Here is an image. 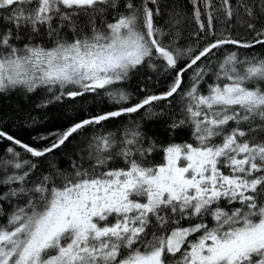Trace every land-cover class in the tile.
Segmentation results:
<instances>
[{
    "label": "snow or ice",
    "instance_id": "snow-or-ice-1",
    "mask_svg": "<svg viewBox=\"0 0 264 264\" xmlns=\"http://www.w3.org/2000/svg\"><path fill=\"white\" fill-rule=\"evenodd\" d=\"M189 2L166 31L161 0H0V96L78 116L42 147L0 127V264H264V0ZM144 66L164 91L123 87ZM161 103L190 141L143 130Z\"/></svg>",
    "mask_w": 264,
    "mask_h": 264
},
{
    "label": "trees",
    "instance_id": "trees-1",
    "mask_svg": "<svg viewBox=\"0 0 264 264\" xmlns=\"http://www.w3.org/2000/svg\"><path fill=\"white\" fill-rule=\"evenodd\" d=\"M173 6H182L177 10L187 14L189 17L193 10V6L189 0H161L162 14L160 17L156 18V22L158 26L165 27L166 31V21L173 10ZM181 28L183 31V37L178 43L181 45L190 43L191 39L189 38V33L196 30L195 23L185 21L181 25ZM168 39V37H165V42H167ZM243 51L244 50H241V52ZM253 51L258 52L259 48H256ZM148 76L153 78V81L148 82V86L152 91H164L167 84L170 83V79H165V74L162 71L158 75L157 72H153L151 69L147 68V66H144L138 69L123 87H126L128 91H135L146 82ZM185 79H187V77H185ZM43 98H50V96L46 97L41 91H37L30 95H24L20 91H14L10 94L0 96V127H3L5 131H8L17 139H21L25 143L32 144L35 147H42L46 142L34 140V137L47 135L56 130H62L67 127L72 119L78 118L77 114L72 111L70 103L67 101L59 103L53 102L46 108H37L36 105L40 103ZM88 99L91 100V97H88ZM111 107L112 105L108 104L106 100L103 102L97 100L95 105L89 106L90 110L95 108L97 111H107L110 110ZM160 107L164 108V116L143 122V130L148 136L155 138L160 144H167L171 141H190V135L187 131H180L176 134H171L169 132L168 124L171 122V116L176 115V113L170 112L164 103H161ZM155 110L159 111V108ZM143 115L144 112L141 111L139 114H135L131 119L139 120ZM29 117L32 119H29ZM129 119V117H122L108 121L104 124V130L115 131L120 128L123 123H127ZM33 120L35 122H33ZM97 131H99V129H97ZM92 132L93 129H87L85 132L81 133V136L90 135ZM80 138L81 137H74L73 139L79 141ZM7 146L6 141L0 143V151ZM69 148H71V144H69ZM17 150L19 151V149ZM55 155L58 158L59 165L64 167L67 162L61 158L59 152ZM153 158L159 162L160 153L154 154Z\"/></svg>",
    "mask_w": 264,
    "mask_h": 264
}]
</instances>
